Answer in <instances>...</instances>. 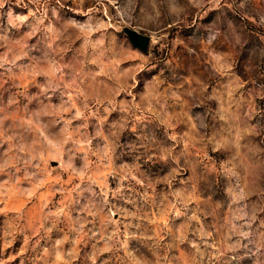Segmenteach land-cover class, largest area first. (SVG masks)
Segmentation results:
<instances>
[{
	"label": "rangeland",
	"instance_id": "obj_1",
	"mask_svg": "<svg viewBox=\"0 0 264 264\" xmlns=\"http://www.w3.org/2000/svg\"><path fill=\"white\" fill-rule=\"evenodd\" d=\"M0 264H264V0H0Z\"/></svg>",
	"mask_w": 264,
	"mask_h": 264
},
{
	"label": "water",
	"instance_id": "obj_2",
	"mask_svg": "<svg viewBox=\"0 0 264 264\" xmlns=\"http://www.w3.org/2000/svg\"><path fill=\"white\" fill-rule=\"evenodd\" d=\"M129 40L134 47L140 49L143 52L146 51L149 43L148 37L133 33V34H129Z\"/></svg>",
	"mask_w": 264,
	"mask_h": 264
}]
</instances>
